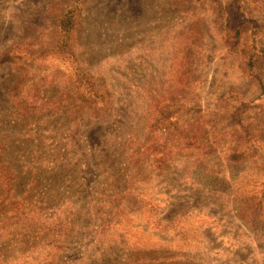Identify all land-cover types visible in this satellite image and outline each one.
Here are the masks:
<instances>
[{
  "label": "rangeland",
  "instance_id": "rangeland-1",
  "mask_svg": "<svg viewBox=\"0 0 264 264\" xmlns=\"http://www.w3.org/2000/svg\"><path fill=\"white\" fill-rule=\"evenodd\" d=\"M70 12L101 108L43 53ZM18 49L0 264H264V0H0Z\"/></svg>",
  "mask_w": 264,
  "mask_h": 264
},
{
  "label": "trees",
  "instance_id": "trees-1",
  "mask_svg": "<svg viewBox=\"0 0 264 264\" xmlns=\"http://www.w3.org/2000/svg\"><path fill=\"white\" fill-rule=\"evenodd\" d=\"M79 22L76 20L73 12H70L64 20L61 21L59 28V34L57 36L56 44L51 51L43 52L44 56L56 55L58 57H66L69 61L76 64L77 66L73 67L72 79L74 82V89L78 92L86 93L89 97V101L98 107L107 105L108 102V92L105 89H102L99 84V79H97L93 73L86 69V67L80 62L77 56V48L75 41V31L78 29ZM21 49V48H20ZM21 51L15 50L10 51L0 59V64L15 63L17 59H21ZM41 57V56H40ZM257 59L254 56H251L248 60V68L251 72L256 69ZM107 100V101H106ZM30 111L33 109L30 108ZM2 167V166H1ZM7 193H10L8 191Z\"/></svg>",
  "mask_w": 264,
  "mask_h": 264
}]
</instances>
